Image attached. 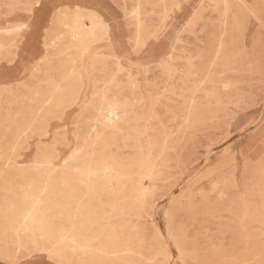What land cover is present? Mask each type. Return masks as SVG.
Returning a JSON list of instances; mask_svg holds the SVG:
<instances>
[{
    "label": "rangeland",
    "instance_id": "1",
    "mask_svg": "<svg viewBox=\"0 0 264 264\" xmlns=\"http://www.w3.org/2000/svg\"><path fill=\"white\" fill-rule=\"evenodd\" d=\"M0 264H264V0H0Z\"/></svg>",
    "mask_w": 264,
    "mask_h": 264
},
{
    "label": "bare ground",
    "instance_id": "2",
    "mask_svg": "<svg viewBox=\"0 0 264 264\" xmlns=\"http://www.w3.org/2000/svg\"><path fill=\"white\" fill-rule=\"evenodd\" d=\"M107 123V122H106ZM30 214V213H29ZM20 219V218H19Z\"/></svg>",
    "mask_w": 264,
    "mask_h": 264
}]
</instances>
